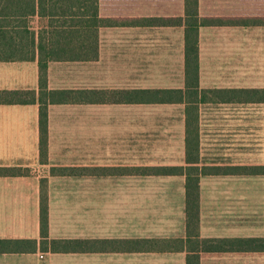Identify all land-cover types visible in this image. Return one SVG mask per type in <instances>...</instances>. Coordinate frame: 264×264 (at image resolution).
I'll return each mask as SVG.
<instances>
[{"label":"crops","instance_id":"1","mask_svg":"<svg viewBox=\"0 0 264 264\" xmlns=\"http://www.w3.org/2000/svg\"><path fill=\"white\" fill-rule=\"evenodd\" d=\"M31 1L27 24L16 30L30 33L36 59L0 62V91L39 93L38 50L54 43L56 30L89 34L74 41V47H87L96 32L99 54L89 61L48 64L50 91L89 92L93 101L49 105L47 165L40 163V104H0V168L28 171L0 176V240L12 242L0 245V264H187L186 175L133 172L188 167L187 104L97 100L102 91L186 89V24L151 23L185 21L186 0H98L99 18L116 24L97 31L86 24L71 26L81 19L72 15L83 11L80 5ZM198 14L224 21L199 29L200 88L264 89V0H198ZM63 22L69 24L61 26ZM260 112L264 102L201 103L198 165L264 166L222 164L227 162L223 157L205 162L202 129L203 115H209L208 126L215 128L212 122L220 116L239 115L245 126ZM216 140L210 138L209 145L220 146ZM233 143L246 146L248 139ZM60 168L81 174L51 173ZM253 176L258 175L201 178L200 238L264 237V223L247 222L240 211L245 207L239 206L247 180H254L247 177ZM42 178L49 205L48 242L41 234ZM66 240L81 242L79 250L51 247V241ZM261 258L264 254H202L201 264H256Z\"/></svg>","mask_w":264,"mask_h":264},{"label":"trees","instance_id":"2","mask_svg":"<svg viewBox=\"0 0 264 264\" xmlns=\"http://www.w3.org/2000/svg\"><path fill=\"white\" fill-rule=\"evenodd\" d=\"M31 0H0V62L32 61L36 59L37 51L33 48L34 39L29 32H17L16 27L25 26L32 12ZM61 5H80L83 11L73 12L80 15L79 21H71V26L86 24L98 29L100 26L116 24L109 19L99 18L98 0H59ZM85 8V9H84ZM64 11V10H63ZM90 19H84L83 16ZM19 18V19H17ZM186 24V89L185 90H135V91H102L97 96L103 103H186V160L188 167L173 168H137L133 170L143 176H170L186 175V213L188 226L187 264H201V255H218L222 253L264 254V237L250 238H200V180L204 176H251L264 175V166H199L200 164V115L199 105L207 102H264V89L204 90L199 85V29L204 25L223 24L221 19H201L198 14V0H186V18L151 20V23L179 25ZM63 22L61 26H66ZM89 37V34L78 33L74 29L70 33L66 30H56L52 35L53 44L41 46L38 50L40 91H0V104L29 105L40 104V163L48 164V107L50 104L78 103L93 101L89 92L79 91H50L48 89V64L51 61H89L98 58V34L94 35L93 42L87 47L82 44L74 47L78 38ZM90 96V97H89ZM79 169H52L53 175L76 176ZM27 170L21 168H0V176H23ZM41 234L48 242L49 232V205L46 179L41 181ZM45 241V242H46ZM149 242V241H148ZM11 241H1L0 245H10ZM79 241H51L54 251H78ZM154 243V242H152Z\"/></svg>","mask_w":264,"mask_h":264},{"label":"rangeland","instance_id":"3","mask_svg":"<svg viewBox=\"0 0 264 264\" xmlns=\"http://www.w3.org/2000/svg\"><path fill=\"white\" fill-rule=\"evenodd\" d=\"M203 132L205 146L204 152L206 161L210 162L211 158L227 159L223 163H249L254 165H264V112L253 115L245 126L239 124V115L220 116L212 124L215 128H210L207 117L203 115ZM216 131V132H215ZM216 138L220 146H210L209 139ZM248 139V145L243 146L233 143L237 140ZM255 139L256 141H252ZM254 142V143H252ZM225 144V145H221ZM217 150L219 155L213 152ZM211 154V155H210ZM23 170V169H22ZM30 172H34L29 170ZM28 173V172H27ZM247 192L240 196L239 206L245 213L247 222H263L264 223V176L247 177ZM43 179V178H42ZM256 264H264V258L256 259Z\"/></svg>","mask_w":264,"mask_h":264}]
</instances>
